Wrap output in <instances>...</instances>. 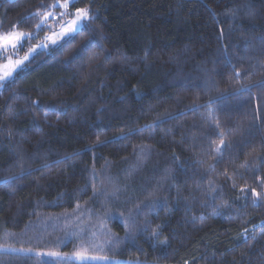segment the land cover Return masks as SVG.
I'll use <instances>...</instances> for the list:
<instances>
[{
	"label": "trees",
	"instance_id": "obj_1",
	"mask_svg": "<svg viewBox=\"0 0 264 264\" xmlns=\"http://www.w3.org/2000/svg\"><path fill=\"white\" fill-rule=\"evenodd\" d=\"M65 1L0 0L90 12L0 88V264H264V0Z\"/></svg>",
	"mask_w": 264,
	"mask_h": 264
},
{
	"label": "rangeland",
	"instance_id": "obj_2",
	"mask_svg": "<svg viewBox=\"0 0 264 264\" xmlns=\"http://www.w3.org/2000/svg\"><path fill=\"white\" fill-rule=\"evenodd\" d=\"M76 0H67L59 3L58 7L60 12H50L46 14L45 21L58 19V17H65V14L69 11L70 6ZM90 18V12L88 9H80L76 12L74 18L69 19L66 23L61 25L57 30L49 33L43 39H40L37 43L30 46L26 53L22 56L18 54V51L24 46L25 42L32 38L34 35L28 34L23 31H14L9 34L2 35L0 37V53L5 57L3 63L0 64V88L3 84L13 78L15 74L25 68L32 58L43 50H48L51 46L60 43L65 38L73 35L78 30L82 29L85 23ZM41 256H47V254H39ZM59 255L63 260H75L78 262H93V263H106V264H159L146 261H122L119 259H113L102 255H94L91 253H74Z\"/></svg>",
	"mask_w": 264,
	"mask_h": 264
}]
</instances>
